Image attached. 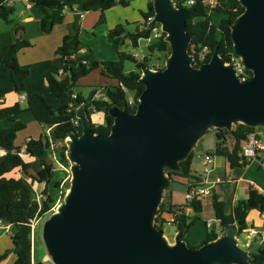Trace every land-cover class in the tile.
Returning a JSON list of instances; mask_svg holds the SVG:
<instances>
[{"label":"water","instance_id":"1","mask_svg":"<svg viewBox=\"0 0 264 264\" xmlns=\"http://www.w3.org/2000/svg\"><path fill=\"white\" fill-rule=\"evenodd\" d=\"M238 1L243 11L230 35L250 78L242 80L217 47L208 61L194 65L188 50L193 33L186 26L193 11L152 0L149 26L160 25L170 53L162 68L141 69L144 89L136 109L126 103L109 108L112 123L102 135L90 129V117L77 105L82 130L66 139L70 186L41 225L53 264H264V255L250 260L238 246L234 224L193 247L182 239L183 230L170 242L154 224L169 186L165 169L178 170L210 128L264 126V0ZM49 182L43 181L41 201Z\"/></svg>","mask_w":264,"mask_h":264},{"label":"trees","instance_id":"2","mask_svg":"<svg viewBox=\"0 0 264 264\" xmlns=\"http://www.w3.org/2000/svg\"><path fill=\"white\" fill-rule=\"evenodd\" d=\"M10 0H0V20L11 25L13 30L0 31V79L10 80V85L0 86V101L11 92L22 93L25 91V81L30 74V70L22 66L18 61V52L21 48L29 46V41L17 35L23 31V26L16 22L14 17L15 6L9 3ZM34 8L40 10V29L41 32L48 34L52 31L55 24L63 21L65 12L75 11L73 22L69 25L61 44L56 48L55 53L59 57V63L53 65L44 72L45 81L50 88L51 98H65V101L56 107H52L47 98L40 93H32L26 101L25 108L19 103H14L9 107H0V121L7 120L10 125L0 128V149L4 150L5 156L0 161V219L9 223L12 228L11 241L12 251L16 256L14 264H32V227L34 219L43 218L52 213V206L55 198L47 193L43 200H37L32 186L28 183L25 175L28 174L30 164L21 157V149L33 157H38L40 169L36 172V180L51 181L54 175L53 164L47 160L49 152L54 153L56 160L63 165H69L66 158V139L69 133L81 132L82 126L76 125L78 106L83 108L90 117L93 110L104 113L103 123L90 121L89 127L96 133L107 135L112 123V117L108 114L111 107L122 108L126 103L130 111L136 109L138 98L144 85L139 82L141 69L149 65L150 54L154 51L158 55L163 54L166 58L170 53L169 43L165 40V33L160 31L154 36L158 24L149 26L148 18L153 17L152 0L147 1V10L141 12L143 17L142 27L136 26L134 30H128L124 24L118 23L107 33V39L116 50L118 58L116 60H86L77 58L81 47L79 40L80 33V14L89 11L99 10L101 15L98 23L105 20V11L112 6L119 4L128 6L130 0H28ZM175 6L191 9L193 13L186 20L187 30L193 33L189 45V53L193 58L194 65L208 61L218 48L219 55L228 60L229 56L235 55L231 40V23L242 13L243 7L238 0H217V4L210 8L202 0H195L191 5H187L188 0H172ZM211 12L219 15V20L214 23ZM17 35V36H16ZM154 36V37H153ZM154 38L151 40V38ZM151 40L147 43L146 49L149 56L137 59L134 54L123 48L128 40L133 48H137L139 40ZM204 55V57H202ZM126 61L134 63L135 68L126 71L124 64ZM163 65L161 66V68ZM100 69L103 76L115 79L114 85L93 86L87 96L76 92V81L95 69ZM247 79L252 72L246 70ZM69 85L73 92L68 93ZM101 93L96 98L97 92ZM133 92L132 99L127 97V92ZM131 101V102H130ZM92 110V111H91ZM24 111H28L41 127L42 132L39 138L27 137L23 146L15 144L17 133L26 127L21 118ZM49 128L48 133L45 130ZM254 127L237 123L230 129H218L216 131L217 143L210 156L223 157L230 167H244L248 161L242 160L240 150L242 142L245 141L247 134ZM229 137L233 138V146L229 148L226 141ZM194 156L193 149L188 156L179 162L178 170L165 169L167 178L170 182H178L183 179H199L200 175L192 174L191 165ZM18 169L22 176L18 178L8 177V174ZM35 178V176H32ZM61 180H56L53 186L58 188ZM192 207V214H186L183 209L172 205L169 201L160 202L158 211L154 218V224L162 228L165 224H172L177 230H183L182 239L191 247L185 234L197 220H202L207 224L203 217V205L198 199L189 201ZM251 210L261 212L264 210V193L253 186L248 187L246 199L239 200L232 208L230 213L225 212V203L214 194L212 198L211 216L218 220L221 225V232L228 225H236L238 233L246 230V218ZM173 219V221H171ZM220 235L214 230L208 231L204 240L198 245L216 239ZM196 245V246H198ZM9 253L5 250L0 253V262ZM250 260H255L264 255V246L258 247L254 253H249ZM35 264V263H34Z\"/></svg>","mask_w":264,"mask_h":264},{"label":"crops","instance_id":"3","mask_svg":"<svg viewBox=\"0 0 264 264\" xmlns=\"http://www.w3.org/2000/svg\"><path fill=\"white\" fill-rule=\"evenodd\" d=\"M147 1L148 0H130L129 5L125 7L116 4L105 11L104 14L105 20L103 23H98L99 17L101 15V12L99 10L89 11L87 13H84L80 19L79 40L82 45L77 54V58L83 61L116 60L118 58V55L116 50L112 47L111 43L107 39L108 31L118 23L124 24L125 26L127 22L136 23L133 27V30L135 29L136 26L142 27V23L144 20L141 15V12L142 11L145 12L147 10ZM9 3L14 4L15 12L18 10V15L16 16L15 19L16 22L21 24L24 28L23 31L19 32L17 35L26 38L30 43L29 46L21 48L18 52L19 63L22 66L27 67L30 70V74L25 81V91L22 93L11 92L7 94L4 100L0 101V107H9L14 103H19L21 107L25 108L27 98L34 92L44 95L48 100V97L50 96V88L48 87L45 81L44 72L49 70L53 65L59 63V57L56 55L55 50L61 44L63 36L66 33H68L69 25L73 22L75 17V11L68 10L67 12H65L63 21L61 23L55 24L52 31L48 34H45L41 32L40 29V18H41L40 10L34 8L33 5L28 0H10ZM127 8H130L131 12H128L126 10ZM127 19H131V21H127ZM126 28L130 30L129 26H126ZM9 30L10 31L13 30V27L11 25L6 24L4 21L0 20V31H9ZM83 43L89 44L90 47H86V45L84 46ZM91 48H93L94 53L91 51ZM122 49L133 52V49L128 48L126 46V43ZM133 53L134 56L138 59L136 53L135 52ZM155 55H158L156 51L150 54V58L154 57ZM141 56L142 57L149 56L148 51L146 55L142 54ZM1 81H3L2 84ZM116 83L117 81L115 79H110L103 76L100 72V69L98 68L91 71L87 75L80 77L76 81L77 86L74 88V90L76 89L75 93L76 92L81 93V91H79L78 89L79 86H83V85L91 86L92 89L93 86L114 85ZM6 85H10V80L0 79V86H6ZM97 94L101 95L100 91L96 93L95 95L96 98H98ZM53 99H55L56 105H52L48 100V102L52 107H56L65 101V98L63 97L60 99H56V98ZM22 101H24L25 103L22 104ZM95 112H100L98 118H92ZM90 119L94 123H103L104 113L102 111L93 110L90 115ZM21 120L24 123H27V121L33 123L35 121L31 113L28 111L23 112ZM9 125L10 123L7 120L0 121V128H5L8 127ZM26 129H27V125L24 129L20 130L17 133L18 135L20 133H23L24 131L26 132L23 138L21 139V141L19 143L15 141V144L23 146L25 139L27 137L30 136L32 138L37 139L39 138L41 133H43L42 127L39 123H38L39 131L36 130L37 135L35 136L28 134ZM48 131L49 128L45 130V133H48ZM233 142H234L233 138L229 137L226 141V145L229 148H232ZM216 143H217V138L215 141V147H216ZM213 152L214 150L204 151L203 153L198 154L197 156L200 157L202 163V156L204 154H210ZM20 154L22 159L30 164L28 174L25 175V178L28 181V183L32 186L33 191L38 200L41 198V190L43 188V182L40 183L38 180H36V172L40 169L38 157H33L25 153L23 147L21 149ZM48 154L50 155L49 158L47 159L50 163L53 164L54 172L55 171L60 172L59 177L53 176L52 180L49 182L48 193L52 194L51 189L53 187V183L56 180L57 181L64 180L68 176V170L63 164H60L56 160L54 153H48ZM4 156H5L4 150L0 149V161L4 158ZM211 158L212 161L208 164V166L210 164L211 166L206 174L200 175V173H197L192 169V165H191L192 174L193 175L198 174L200 175V178L199 179L190 178V179H183L178 182H170V183L180 184L182 187V191L180 195H178V193H175L169 187L168 194L166 196L167 201H169L172 205L178 206V208L183 209V211L186 214H192L193 209L189 205V201H187L184 196L188 188L191 187L192 185L202 184L204 186H207L211 191L209 195L197 198L202 202L203 211L201 215L206 218L207 224H204V222L202 221L203 219L197 220L193 224V226L189 229V231L185 234L186 239L193 246L198 245L202 240H204L208 231L214 230L216 232H219L220 235L223 233L221 232V225L219 221L211 216L212 198L214 194L218 195L219 198L223 200L219 192L220 191L225 192L226 190L225 188L227 186H229L230 189H233L232 196L229 200V209L226 208V203H225L226 201L223 200L225 203V212L230 213L232 208L238 203L239 200L246 199L249 186H253L257 188L260 192L264 193V179L261 178V176L264 175V172H262L261 170L256 171L257 174L255 176L254 175L251 176L247 174L248 173L247 169H250L252 166L253 168L257 166L264 169V162L256 159L249 161L247 165H245L244 167L232 168L223 157L211 156ZM192 163H193V158H192ZM234 169L236 170L235 173H234L235 171ZM21 176H22V172H20V170L18 169H15L8 174V177H14V178H18ZM32 176H35V178ZM246 222H247L246 230L249 228H256V229L264 228V219L261 213L258 212L257 210L249 211L246 218ZM248 223H249V227H248ZM6 225L7 226L0 225V241L3 238H5V234H9L11 241L12 228L11 225L9 224ZM9 247H10L9 249H6L9 250L7 257L4 260H2L0 264H14L16 256L11 250L13 247L12 241ZM2 252H3V247H1L0 245V253ZM34 262H35V251L33 246L32 264Z\"/></svg>","mask_w":264,"mask_h":264},{"label":"rangeland","instance_id":"4","mask_svg":"<svg viewBox=\"0 0 264 264\" xmlns=\"http://www.w3.org/2000/svg\"><path fill=\"white\" fill-rule=\"evenodd\" d=\"M126 10L128 12H131V9L130 8H127ZM17 15H18V10L14 13V17L16 18ZM211 16H212L213 22L214 23H217V21L219 20V15L216 14V13H214V12H211ZM127 21H131V19H127ZM135 24L136 23H133V22H127L126 26H129V29L130 30H133V27H134ZM160 31H161V28H160V25L158 24V27L155 29V33H159ZM153 37L151 38V40L154 39ZM151 40L150 41L143 40V39L139 40V45H138L137 48H132L130 45H127L129 43L128 40L125 43H126V46L128 48L133 49V52L136 53V55L138 56V59H142L143 57L141 55L142 54H145L146 55V53L148 51L146 49V45H147V43H150ZM83 44H84V46L86 45V47H90V45L87 44V43H83ZM91 51L93 52V48H91ZM129 52L132 53V54H134L132 51H129ZM165 59L166 58L163 57V54H161V55H155L154 57L150 58L149 66L151 67V66H153L155 64H158L159 67H161L162 65L164 66ZM124 67H125V70L126 71H130V70H133L135 68L134 63H132L130 61H126L125 64H124ZM2 83H3V81H1V84ZM78 89H79V91H81L82 95L87 96L88 93H89V91L91 90V86L83 85V86H79ZM133 94H134L133 92L128 91L127 92V97H129L130 99H132ZM97 97H100V95L97 94ZM48 100H49V102L52 105H56L55 99L50 98V96H49L48 97ZM24 103L25 102L22 101V104H24ZM99 114H100V112H95V114L92 116V118H98L99 117ZM26 125H27L26 131H27L28 134H30L32 136L37 135V133H36V130H38V123H37V121H34L33 123L27 121ZM217 130H218L217 128H210L196 142V144L193 147L194 157H193L192 169L195 172H197V173H201L203 171V168H204V166L201 163L200 157H198L197 155L203 153L204 151H212V150H214V148H215V141H216V131ZM25 133L26 132L24 131L23 133L18 134L15 141L17 143H19L21 141V139L23 138V136H24ZM49 153H51V152H49ZM49 155L50 154H47V158H49ZM64 166L67 169L69 168V165H64ZM210 166H211V164L209 165V168H210ZM259 170H261L262 172H264V169H262L260 167H257V166H255L253 168V166H252L250 169H247V171H248L247 174L248 175H251V176L252 175L255 176L257 174L256 171H259ZM235 172H236V170L234 171V173ZM54 174H55V177H59L60 172L59 171H55ZM261 178L264 179V175H262ZM69 186H70V182H67L65 184V187L66 188H69ZM169 187L175 193H178V195H180V193L182 191V187H181L180 184L170 183V185L167 188H165L164 191H163V195H162L161 202L163 200H166V196L168 194ZM225 189H226L225 192L220 191L219 194L222 196L223 200L226 201L225 202L226 203V208L229 209V200H230V198L232 196L233 189H230L229 186H227ZM51 192H52V196L55 198V202H54V204L52 206V212H53V211H55L56 206L64 200V195L62 193L61 196L59 197V187L56 188V187L53 186L52 189H51ZM38 200L40 201L41 199H38ZM44 218L45 217L39 218L40 219L39 222L36 224L35 228L32 230V241L34 242L33 246H34V251H35V262L41 261L42 262L41 264H53L49 260V258L47 257V255H46V252H45V249H44V244H43V241H42V238H41V225H42V222H43ZM248 227H249V223H248ZM162 229H163L164 234L168 238V240L170 242H173V238H174V235H175L176 228L172 224H165L162 227ZM237 239H238V246L240 248H242V249H246L251 254L254 253V252H256L257 249H258V247H259V245L257 244V242H252V244H251L250 247H245L244 245L246 243V233H244V232L239 233L237 235ZM0 245H1V247H3V252L6 249H9L10 248L9 246L11 245V241H10L9 234H5V238H3L0 241Z\"/></svg>","mask_w":264,"mask_h":264},{"label":"built area","instance_id":"5","mask_svg":"<svg viewBox=\"0 0 264 264\" xmlns=\"http://www.w3.org/2000/svg\"><path fill=\"white\" fill-rule=\"evenodd\" d=\"M203 3L212 8L217 4V0H202ZM195 2V0H188L186 2L187 5H191ZM83 14H80V17H82ZM153 17H149L147 20L148 22H151ZM158 34L155 33L154 36H157ZM204 57V55H202ZM226 64H230L233 66V68L236 71V74L242 79L245 80L247 79V73L246 69L242 65L241 60L236 56V55H231L229 56L228 60H225ZM152 69H159L158 64H155L151 66ZM131 102V101H130ZM74 124L78 125L79 120L78 117L76 116V119H73ZM240 156L242 157V160L244 161H252L258 159L259 161L264 162V126H257L254 127V129L247 134V137L245 141L243 142V145L240 150ZM212 161V158L209 154H204L202 156V165L204 166L203 171L200 173L206 174L209 170L208 164ZM67 169V168H66ZM68 170V176L61 181L59 185V197L63 193L65 196L66 192H68V188L65 187V184L70 181V171L69 168ZM210 190L207 186H204L202 184H197V185H192L191 187L188 188V190L185 192V199L187 201H191L193 199H197L206 195L210 194ZM263 219H264V210L260 212ZM39 221L38 219H34L31 223L32 230L35 228L37 222ZM173 221V219H171ZM6 223L3 220L0 219V225H5L7 226ZM10 225V224H9ZM246 233V243L245 247H250L252 242H257L259 247L264 246V228L263 229H256V228H249L245 230ZM238 240V239H237Z\"/></svg>","mask_w":264,"mask_h":264}]
</instances>
